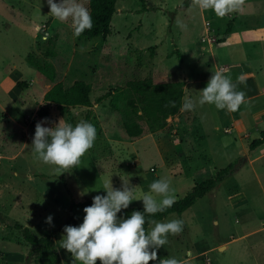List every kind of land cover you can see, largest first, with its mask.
Segmentation results:
<instances>
[{
  "label": "rangeland",
  "instance_id": "rangeland-1",
  "mask_svg": "<svg viewBox=\"0 0 264 264\" xmlns=\"http://www.w3.org/2000/svg\"><path fill=\"white\" fill-rule=\"evenodd\" d=\"M79 2L89 9V0ZM258 8L264 9V0H243L237 15L250 17ZM71 23V18L60 21L51 16L47 0H0V264L35 262L19 231L12 228L15 222L39 235L52 233L61 264H73L72 254L58 243L65 235L64 225L82 224L85 213L75 205L106 196V183L120 189L123 179L139 187L128 208H144L139 199L153 181L167 179L177 201L219 170L235 168L241 158L244 164L190 209L161 220L180 219L183 230L169 234L158 260L149 264L169 256L185 264H264V144L248 150L264 130V112L257 119L252 112L239 114L246 129L235 127L226 109L209 104L169 117L158 89L159 82L185 79L190 84L186 96H199L213 72L222 70L199 39L217 38L219 33L209 27L224 26V18L195 6L193 0H118L106 37H76ZM237 23L231 42L239 41ZM48 39L56 43V57L47 60L56 72L53 83L27 63L29 55L42 58ZM195 42L204 47L198 62ZM177 54H183V60ZM143 79H152L153 85L126 88L127 82ZM76 80L92 86L88 122L95 126L96 139L78 165L57 170L31 150L36 123L44 120L36 111L54 84L67 89ZM107 93L109 97L95 103ZM139 97L166 122L163 130L149 131ZM87 111L52 105L48 120L65 118L75 126ZM134 128L139 130L136 136L129 132ZM49 215L54 226L45 222Z\"/></svg>",
  "mask_w": 264,
  "mask_h": 264
},
{
  "label": "clouds",
  "instance_id": "clouds-1",
  "mask_svg": "<svg viewBox=\"0 0 264 264\" xmlns=\"http://www.w3.org/2000/svg\"><path fill=\"white\" fill-rule=\"evenodd\" d=\"M50 15L60 21L71 18L73 34L79 37L86 29L93 26L89 9L79 0H47ZM193 4L201 9H211L218 17L237 12L243 0H193ZM37 31H41L38 26ZM243 75L238 77L242 82ZM196 99L185 96L181 111H193L197 104L214 105L217 109L236 112L242 104L247 103L246 93L236 90V85L226 77L223 70L213 72L206 87L198 91ZM175 107V102H170ZM45 124H52L45 127ZM96 139V129L88 121L81 120L75 126L66 123L65 118L58 122L47 118L36 123L35 135L31 150L45 164L55 165L57 170L71 169L80 163L81 157L92 148ZM120 189L109 184L104 185L107 195H96L90 206H86L83 223L79 226L64 227L60 246L72 254L73 264H149L158 260V251L168 243V235H176L183 230V221L172 219L161 222L154 219L146 221V214H155L170 208L176 202L170 194L167 179L155 180L150 184V191L144 193L139 201H143L144 212L133 211L128 218H118V213L128 209L134 201L133 197L139 188L129 181L123 180ZM85 192H81L83 196ZM155 194V195H154ZM156 196L161 197L159 202ZM53 217L49 215L46 223L50 226ZM149 228L145 229V224ZM159 264H185L175 257L160 259Z\"/></svg>",
  "mask_w": 264,
  "mask_h": 264
},
{
  "label": "trees",
  "instance_id": "trees-1",
  "mask_svg": "<svg viewBox=\"0 0 264 264\" xmlns=\"http://www.w3.org/2000/svg\"><path fill=\"white\" fill-rule=\"evenodd\" d=\"M117 2L118 0H89V11L92 17L93 26L90 30L86 29L79 37L99 38L109 35L110 24L112 22L114 14L116 13ZM55 45L56 43L54 39H48L45 47L42 50L41 59L33 55H29L27 57V63L50 83H53L55 81L56 72L52 64L47 60L56 57L57 54L55 51ZM177 55L178 58L181 59L180 54ZM152 85V79L133 80L126 83V88H147L151 87ZM184 86L185 83L183 81L159 82L158 89L166 99L164 113L167 116L175 117L181 113L180 109L184 97ZM120 90L121 88L117 87L115 92L119 93ZM91 92L92 86L82 80L74 81L67 89H63L61 83H56L44 94V104L37 109L36 116L42 119H48V108L52 105L67 106L72 108L85 107L88 108L85 121H88L92 114V111L90 109L93 105V102L90 99ZM109 95L110 93H107L97 98L95 100V103H101L103 100L109 97ZM138 100L139 110L149 128V131L153 133L158 130H163L166 127V122L160 119L156 114L151 112L143 102L141 97H139ZM173 101L175 102V107L171 106L170 104V102ZM128 106L134 108L136 107L133 101H128ZM129 132L132 136H136L139 134L138 128L130 129ZM263 144L264 130L260 133L257 139L249 144L248 150L252 152ZM244 162V158L239 159L237 166L240 167L242 164H244ZM236 167L234 168L233 165H231L227 168L219 170L212 178H208L196 184L188 194H186L183 198L177 200L172 207L155 214H146V221L149 219L161 221L172 214L180 216L188 209H190L198 199L204 197L206 194L220 185L225 178L233 175L237 170ZM92 202L93 200H88L77 203L75 207L84 209L86 206H90ZM133 211H140L143 213L144 208L132 207L123 209L121 213H118V217L128 218ZM67 225H69L68 222H66L64 226ZM148 227L149 225L146 222V231ZM12 228L19 231L23 242L29 246V255L30 257L32 256L35 258L34 264H61L59 254L56 251L54 245L52 233L39 235L19 222H15Z\"/></svg>",
  "mask_w": 264,
  "mask_h": 264
},
{
  "label": "crops",
  "instance_id": "crops-1",
  "mask_svg": "<svg viewBox=\"0 0 264 264\" xmlns=\"http://www.w3.org/2000/svg\"><path fill=\"white\" fill-rule=\"evenodd\" d=\"M258 1L260 0H255L256 3ZM237 13L238 11L231 16H224V26L214 23V26L209 27V29L219 33L217 38L205 37L202 41L199 39V43L207 45L208 49L212 51L211 60L214 65L216 68L222 67L226 77L230 78L232 83L236 85V90L246 93L247 103L245 105L247 107L245 109L242 107L244 104H242L236 112L226 111L228 119L230 116L235 127L239 126L246 129L243 118H240L239 114H242L243 117L245 112H252L251 115L257 119L264 112V21L261 20L264 17V9L258 8L251 13L250 17L244 18L241 13L238 15ZM236 23L241 26L238 35L239 41L231 42ZM226 24L229 26L226 27ZM219 27H222L221 30ZM195 47H198L195 54L198 62L204 57V47L201 44H196ZM197 51H199L200 57L197 55ZM181 58L183 60V54ZM206 63L208 62L206 61ZM194 65H197L196 61ZM241 75L244 77L242 82L238 80ZM183 82L185 83V97L190 84L185 79Z\"/></svg>",
  "mask_w": 264,
  "mask_h": 264
}]
</instances>
